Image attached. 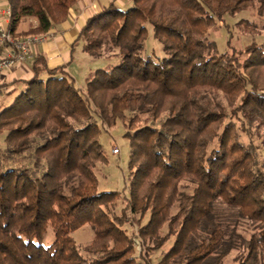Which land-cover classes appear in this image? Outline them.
<instances>
[{
  "label": "trees",
  "instance_id": "1",
  "mask_svg": "<svg viewBox=\"0 0 264 264\" xmlns=\"http://www.w3.org/2000/svg\"><path fill=\"white\" fill-rule=\"evenodd\" d=\"M6 1L12 34L23 37L64 22L78 0ZM254 4L264 11V0L111 3L86 20L70 57L80 47L118 62L96 64L82 87L64 65L35 57L33 76L0 110V264H224L235 249L233 264H264V43L237 48L228 38L213 52L207 37ZM149 30L161 55L145 50ZM118 120L129 141L126 193L98 192L99 135ZM27 151L31 164L9 163ZM240 219L253 226L247 238L235 231ZM83 225L93 236L78 245L72 233Z\"/></svg>",
  "mask_w": 264,
  "mask_h": 264
},
{
  "label": "rangeland",
  "instance_id": "2",
  "mask_svg": "<svg viewBox=\"0 0 264 264\" xmlns=\"http://www.w3.org/2000/svg\"><path fill=\"white\" fill-rule=\"evenodd\" d=\"M30 19V18H29ZM239 20L244 21L241 25L236 24ZM246 21V22H245ZM248 22V23H247ZM25 25L22 24V27ZM150 29V28H149ZM150 31V30H149ZM208 39L215 43V48L213 52H221L224 51L227 47L228 38L231 40V45H234L237 48H243L245 45L256 42V43H264V11L260 12L258 10L257 4L249 7L248 9L236 13L234 15H227L225 16L224 23H220L215 25L211 28L208 32ZM145 50L150 52L151 50L154 51L157 55H161V47L153 41L151 31L148 33L147 39L145 41ZM79 51V50H78ZM104 55H112L113 51L104 49L102 52ZM84 58L80 59L78 63L86 64L88 63L89 66H93V70L97 68L96 64L100 67H109L110 64L116 61H101L92 58L90 55L84 53ZM76 64V63H75ZM108 64V65H107ZM96 66V67H94ZM73 72L72 69H70ZM72 74V73H71ZM86 75V73H85ZM82 74H75L76 76V84L78 86H83L87 76ZM20 85L13 93L7 95L0 93V110L10 103L13 98L19 93L21 90ZM223 103L224 100H223ZM158 122H155L154 125L158 126ZM124 126L120 120L117 123L107 129H102L101 134L99 135V141L102 145V149L104 154L106 155L107 162L101 163L98 162L94 167V172L97 176L98 180V192L105 191V190H116L126 193V186H127V177H128V155H129V141L126 137H124ZM256 142H259V139H256ZM0 143L3 144L2 137L0 136ZM118 148L119 153L114 154L112 153V149ZM31 153L32 151H27L25 154L21 156H15L14 161H10V164L13 165H29L31 164ZM260 157L264 158V149L261 147L259 148ZM123 193V194H124ZM123 200L119 199L117 201V206L115 208V212L119 213L121 207H123ZM220 210L227 209L224 206L219 207ZM176 208H173L172 212L175 211ZM228 210V209H227ZM235 231L241 234L244 238H247L250 232L253 230V226L247 221L240 219L235 224ZM127 232L129 235L133 236L135 239V227L130 226V224H125ZM165 231V228L163 229ZM74 240L78 245H85L87 244L93 236V231L88 225H83L81 228L77 229L72 233ZM53 240V232L51 228H48L44 237L43 243L45 245L49 244ZM137 240V239H136ZM170 242H168L164 248L160 250H155L151 253V258L153 263H156L161 254L166 250L169 246ZM138 255L140 252L139 246H136ZM238 250H232L229 256L224 260V264H233V257L236 255ZM139 259V258H138ZM140 260V259H139ZM142 264V263H140Z\"/></svg>",
  "mask_w": 264,
  "mask_h": 264
},
{
  "label": "crops",
  "instance_id": "3",
  "mask_svg": "<svg viewBox=\"0 0 264 264\" xmlns=\"http://www.w3.org/2000/svg\"><path fill=\"white\" fill-rule=\"evenodd\" d=\"M111 3L118 8H123L128 6L129 0H78L69 8L66 20L55 28L50 29L47 32L48 37L33 48L36 57H43L50 69L64 65L65 71L75 82V74L85 75L86 73L85 76L89 75L93 66H91V64L89 66L88 63H78L80 59L84 58V52L80 50V47L77 48L74 52L73 59H71L70 46L78 36L86 20L92 15L102 11ZM6 6L7 1L0 0V23H3L2 11ZM33 23L34 21L32 19H25L20 23L19 30H25ZM22 24L25 26L22 27ZM70 69H72L73 72H71ZM0 76L9 87L8 92L13 93L18 90L17 88L20 85H22V89V81L28 80L33 76V62L14 63L2 70ZM4 94L9 95L8 93ZM0 101L2 100L0 99Z\"/></svg>",
  "mask_w": 264,
  "mask_h": 264
},
{
  "label": "built area",
  "instance_id": "4",
  "mask_svg": "<svg viewBox=\"0 0 264 264\" xmlns=\"http://www.w3.org/2000/svg\"><path fill=\"white\" fill-rule=\"evenodd\" d=\"M2 14L3 23H0V73L14 63L33 62L36 57L33 48L48 37L47 32L16 37L12 34L8 5ZM8 91L9 87L0 76V93L4 94ZM112 153H119V149H112Z\"/></svg>",
  "mask_w": 264,
  "mask_h": 264
}]
</instances>
